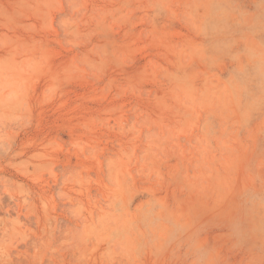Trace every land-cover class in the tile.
<instances>
[{
    "label": "rangeland",
    "instance_id": "obj_1",
    "mask_svg": "<svg viewBox=\"0 0 264 264\" xmlns=\"http://www.w3.org/2000/svg\"><path fill=\"white\" fill-rule=\"evenodd\" d=\"M223 236L264 264V0H0V264Z\"/></svg>",
    "mask_w": 264,
    "mask_h": 264
},
{
    "label": "clouds",
    "instance_id": "obj_2",
    "mask_svg": "<svg viewBox=\"0 0 264 264\" xmlns=\"http://www.w3.org/2000/svg\"><path fill=\"white\" fill-rule=\"evenodd\" d=\"M210 228L202 229V234H210ZM240 242L232 236L213 237L206 243L189 244L187 258L182 264H242L237 260L243 252Z\"/></svg>",
    "mask_w": 264,
    "mask_h": 264
}]
</instances>
